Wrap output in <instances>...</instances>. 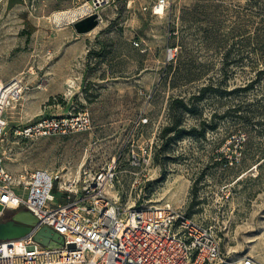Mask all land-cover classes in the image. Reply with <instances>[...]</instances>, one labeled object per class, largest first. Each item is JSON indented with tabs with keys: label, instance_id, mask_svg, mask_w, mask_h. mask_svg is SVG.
Instances as JSON below:
<instances>
[{
	"label": "rangeland",
	"instance_id": "374dc122",
	"mask_svg": "<svg viewBox=\"0 0 264 264\" xmlns=\"http://www.w3.org/2000/svg\"><path fill=\"white\" fill-rule=\"evenodd\" d=\"M168 1L156 14L158 0H0V78L25 87L0 155L15 176L48 170L78 187L116 160L124 205L182 209L230 261L264 262V0ZM82 112L88 131L19 134Z\"/></svg>",
	"mask_w": 264,
	"mask_h": 264
},
{
	"label": "built area",
	"instance_id": "2783aa9c",
	"mask_svg": "<svg viewBox=\"0 0 264 264\" xmlns=\"http://www.w3.org/2000/svg\"><path fill=\"white\" fill-rule=\"evenodd\" d=\"M168 6V0H158L155 13ZM24 89L21 79L0 78V139L5 135L7 110L22 98ZM91 128L90 114L82 112L41 118L19 134L68 137ZM117 168L114 160L78 187L48 170L15 176L0 155V220L19 211L31 212L38 220L26 238L0 242V264H264L251 256L230 261L216 231L182 209L124 205L116 189ZM43 227L62 235L65 244L45 247L36 242L34 237Z\"/></svg>",
	"mask_w": 264,
	"mask_h": 264
},
{
	"label": "water",
	"instance_id": "95a60500",
	"mask_svg": "<svg viewBox=\"0 0 264 264\" xmlns=\"http://www.w3.org/2000/svg\"><path fill=\"white\" fill-rule=\"evenodd\" d=\"M87 1L99 3L98 0ZM97 25V17L92 16L77 23L75 27L79 33L83 34L90 32L95 27H97ZM37 223V218L31 212H16L11 220L0 222V242L21 240L26 238L32 234L33 228L37 225ZM34 240L45 247H59L65 244L64 237L49 227H43L40 229L35 235Z\"/></svg>",
	"mask_w": 264,
	"mask_h": 264
},
{
	"label": "bare ground",
	"instance_id": "6f19581e",
	"mask_svg": "<svg viewBox=\"0 0 264 264\" xmlns=\"http://www.w3.org/2000/svg\"><path fill=\"white\" fill-rule=\"evenodd\" d=\"M106 1H107V0H98L99 3H95L94 6L97 7V6H99V4H102V3L106 2ZM92 10H93V5H91V3H89V2H86V4L82 7L81 11H76V12L74 11L73 13L71 12V13H69V15L72 14L73 17H71V16H69V17L71 18V20L76 21V20H75V17L78 16L79 13H82V14L85 15V14H89V12H91ZM158 11H159V14H163V13H164L163 8H159ZM67 14H68V13H65V14H64V13H63V14H58V13H57L56 18H57V19H60L61 16H63V15L65 16V15H67ZM79 17H80V16H79ZM57 19H56V20H57ZM58 21H59V20H58ZM12 104H13V103H12ZM11 106H12V105H11Z\"/></svg>",
	"mask_w": 264,
	"mask_h": 264
},
{
	"label": "flooded vegetation",
	"instance_id": "af4514ba",
	"mask_svg": "<svg viewBox=\"0 0 264 264\" xmlns=\"http://www.w3.org/2000/svg\"><path fill=\"white\" fill-rule=\"evenodd\" d=\"M13 216H14L13 214L8 213V214H6L5 217L3 218V221H6V220L9 219V218L12 219Z\"/></svg>",
	"mask_w": 264,
	"mask_h": 264
}]
</instances>
